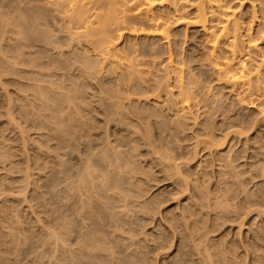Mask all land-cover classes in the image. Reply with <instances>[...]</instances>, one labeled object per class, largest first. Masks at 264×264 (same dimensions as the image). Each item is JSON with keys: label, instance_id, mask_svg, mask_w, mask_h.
<instances>
[{"label": "rangeland", "instance_id": "rangeland-1", "mask_svg": "<svg viewBox=\"0 0 264 264\" xmlns=\"http://www.w3.org/2000/svg\"><path fill=\"white\" fill-rule=\"evenodd\" d=\"M222 3L0 0V264H264V0Z\"/></svg>", "mask_w": 264, "mask_h": 264}, {"label": "bare ground", "instance_id": "bare-ground-1", "mask_svg": "<svg viewBox=\"0 0 264 264\" xmlns=\"http://www.w3.org/2000/svg\"><path fill=\"white\" fill-rule=\"evenodd\" d=\"M48 3L54 5V7L63 13L65 16V19L69 23H78L80 24L78 27H84V28H89L88 22L89 20V11L91 10L92 4H95L99 1L103 0H46ZM145 5L152 6L156 2H164L167 0H141ZM210 7L216 6L219 8H223L224 5L222 2L226 0H204ZM264 17V16H263ZM197 21L198 22H203L204 26H206V12L204 6H202L199 9V13L197 16ZM231 19L227 18L224 25L222 26V29L220 30V36H231L232 35V45H236L237 43V37H239V25L237 22L232 23L231 27ZM232 28V30H231ZM215 46L214 48L216 49L217 47V41L219 37L215 36ZM214 40V39H213ZM235 50V49H234ZM236 51V50H235ZM235 53V52H234ZM223 69L228 72L233 71V66L229 62H225ZM244 69V66L242 67ZM232 77L235 81L237 82H242L245 83L246 80L248 79V76L242 72L240 75H237L236 73L232 74Z\"/></svg>", "mask_w": 264, "mask_h": 264}]
</instances>
